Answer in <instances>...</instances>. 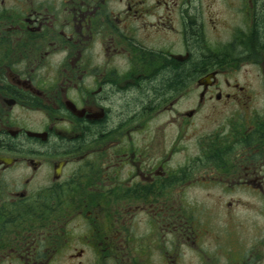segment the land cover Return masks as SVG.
<instances>
[{
	"label": "flooded vegetation",
	"instance_id": "obj_1",
	"mask_svg": "<svg viewBox=\"0 0 264 264\" xmlns=\"http://www.w3.org/2000/svg\"><path fill=\"white\" fill-rule=\"evenodd\" d=\"M0 264H264V0H0Z\"/></svg>",
	"mask_w": 264,
	"mask_h": 264
},
{
	"label": "rangeland",
	"instance_id": "obj_2",
	"mask_svg": "<svg viewBox=\"0 0 264 264\" xmlns=\"http://www.w3.org/2000/svg\"><path fill=\"white\" fill-rule=\"evenodd\" d=\"M247 75V78L254 81V85H259L258 80H261L258 72L256 71H249V72H241L239 74L240 79H243V76Z\"/></svg>",
	"mask_w": 264,
	"mask_h": 264
}]
</instances>
